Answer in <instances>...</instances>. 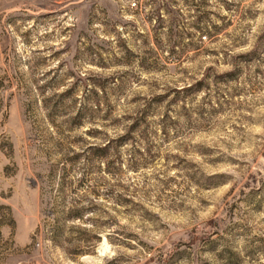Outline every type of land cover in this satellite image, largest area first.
I'll list each match as a JSON object with an SVG mask.
<instances>
[{
  "label": "rangeland",
  "instance_id": "374dc122",
  "mask_svg": "<svg viewBox=\"0 0 264 264\" xmlns=\"http://www.w3.org/2000/svg\"><path fill=\"white\" fill-rule=\"evenodd\" d=\"M0 264H264V0H0Z\"/></svg>",
  "mask_w": 264,
  "mask_h": 264
}]
</instances>
